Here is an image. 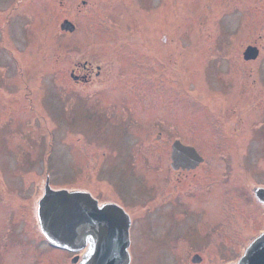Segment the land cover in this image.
Instances as JSON below:
<instances>
[{
  "label": "rangeland",
  "instance_id": "rangeland-1",
  "mask_svg": "<svg viewBox=\"0 0 264 264\" xmlns=\"http://www.w3.org/2000/svg\"><path fill=\"white\" fill-rule=\"evenodd\" d=\"M164 1L146 0V10L154 7L156 13L141 23L142 4L124 0L50 1L44 19L19 15L18 29L30 31L32 42L26 46L18 34L13 47L0 49V264H77L73 258L80 251L56 247L40 228L37 204L48 178L51 186L101 183L112 198L120 193L128 199L137 220L151 221L147 230L139 224L133 231L130 264H218L245 251L253 229H262L264 203L257 193L247 196L241 189L264 181L261 143L249 147L251 129L242 107L243 118L228 130H215L222 123L212 122L216 115L202 108L210 113L215 101L225 107L227 97L251 101L256 94L259 84L247 61L252 58L244 52L254 43L264 48V26L254 20L264 0H183L186 11L178 0L173 13ZM64 18L76 24L75 32L62 31ZM150 46L160 56L155 68L148 63ZM96 50V62L106 67L102 77L77 83L71 76L76 64ZM186 95L196 101L188 109L177 103ZM160 118L167 129L177 125L192 137L188 142L214 163L210 173L205 167L174 172L171 137L165 138L162 121H155ZM224 138L232 141L225 146L227 155H236L238 147L258 161L252 170L217 160L226 153L214 142ZM104 161L120 164L109 170ZM127 162L128 169L119 173ZM133 164L140 183L129 178ZM209 177L217 181L201 204L205 199V214L223 216V224L209 227L207 245L196 239L194 226L188 245L164 239L172 231L157 222L161 201L198 190ZM135 185L166 196L156 200L137 191L134 197ZM195 251L201 261H193Z\"/></svg>",
  "mask_w": 264,
  "mask_h": 264
},
{
  "label": "flooded vegetation",
  "instance_id": "flooded-vegetation-1",
  "mask_svg": "<svg viewBox=\"0 0 264 264\" xmlns=\"http://www.w3.org/2000/svg\"><path fill=\"white\" fill-rule=\"evenodd\" d=\"M50 1H53L54 3H62L64 0H0V49H6L9 47H13L14 46V41H17L18 39V34H20V38L25 39V44H30L33 40V35L30 33V31H25V32H20V30L18 29V17L19 15H27V16H31L33 19L36 20H40V19H44L45 14H47V9H46V4L49 3ZM69 1H74L75 3H85L87 2V0H69ZM96 1V0H95ZM99 1V0H98ZM127 1H131L132 2H138L139 4H142V7H144V2L146 0H124V3H126ZM151 1V0H150ZM160 2L161 0H154ZM182 2H180L181 4H183L184 6V10L186 11L188 9V7L185 5L183 0H180ZM189 2V0H187ZM252 1H258V0H252ZM260 2V1H259ZM128 3V2H127ZM174 3V4H173ZM260 3H264V1H261ZM166 10L171 9L172 13L174 11L177 10L178 8V0H165L164 1ZM175 4L177 5L176 7H172L171 5L175 6ZM160 5V3H159ZM152 8V7H151ZM156 9V8H155ZM262 11H255L256 16L254 17V20L256 21L255 25H261L264 26V5H263V9H261ZM144 11L146 13V15H141L140 16V23H141V19L143 21L145 20H149L147 18L152 17L153 19V15H155L156 11L154 10V7L152 9L148 8L146 10V8L144 7ZM260 15V16H259ZM263 15V16H261ZM154 20V19H153ZM156 24V23H155ZM156 27V25H155ZM139 38H141V36H139ZM139 40V39H138ZM140 42V41H139ZM174 46L176 47V44H174ZM254 47H252L253 49V58L251 60H247L248 62H251V67H252V74L254 75L253 78L255 77V82L259 84V86L256 89V94L253 96L252 100L250 101L249 98H244V97H240V96H231V97H227V103L225 107H222L223 105V101H215L216 105L212 106L209 109L210 113H208L207 108L204 107L202 108V110H204L207 115H216L214 117V119L212 120V122L215 120H219L222 125L217 126V129L215 128V130H219L221 128L223 129H233L235 127V124L237 123V121L241 120L242 117V109L241 107L244 109V112L246 114L245 118H246V122L248 123V129L250 130V135L248 134V142H251V144L249 145H256L255 142H257L258 144L261 143V145H258V147H261L262 152H264V76H260V70H262L264 72V48L260 47V44H253ZM178 47V46H177ZM146 50H148L151 53V56H153V59L148 60V63L152 65V67H156L160 61H159V54L157 52V49L155 46H150L147 47ZM92 53V51H90V54ZM93 53H97L95 55H92ZM90 56H85L83 61H80L79 63L76 64L77 67H75V69L73 70V73L75 74V76H78L77 78H74V80L77 83H84L85 85L87 84H92L94 83V81L96 80V78L98 79L99 77H102L103 72L106 70V67L103 65L102 62H96L97 60V55L100 53H98V50L94 51ZM150 56V57H151ZM158 57V59H157ZM104 62V61H103ZM236 82V81H235ZM155 83V81H154ZM158 84V82L156 83ZM242 84H244V82H242ZM239 99V101L237 100ZM177 103L179 105H184V109H188L187 106L191 105L194 106L193 103H196L195 99L193 97H189V96H185L182 98V100H177ZM240 105V107H233V108H228L227 105ZM182 110L186 111V110ZM162 121V125L160 127H162V131H165V138H170V143L173 145V143L177 140L181 141L182 143L186 144V145H193L192 143L188 142L187 138H190V141H192V137L187 134V132H184V130H180L177 125H172L171 129H167L165 126H167V121L164 119L162 120L160 119H156L155 121ZM158 126V125H157ZM159 127V126H158ZM174 129V130H172ZM161 130V129H159ZM234 131V130H233ZM247 131V130H246ZM245 131V132H246ZM174 134H171V133ZM232 132V131H230ZM187 140V141H186ZM231 140L230 139H222L220 141H216L214 142L219 143L220 145V149L219 152L221 153H226V149L225 146H230L231 144ZM195 146V145H194ZM217 147V146H216ZM242 151L240 148H236L235 154L234 156L231 155H227V153L225 155H221L219 157H217V160H222L226 164L228 163L229 166L231 165H236V167H238L239 169L243 170L244 169V165L247 171H250V169L252 170V165H254L255 163H257L258 161L254 160L253 157L250 156H244L241 154ZM171 157V164L173 163V159L172 156ZM203 157V161L201 163H199L196 167L194 168H188V167H179L177 168L174 172L179 173L178 175H183L184 173H190L191 171H195L198 170L200 168L205 167L208 172L210 167H214V163L210 162V157L208 155H202ZM214 160H216V157L214 158ZM246 160V161H245ZM264 160V158H263ZM262 161V159H261ZM107 164V166H105L106 169H112L113 166L119 165V164H113L111 162H105L104 164ZM129 162H127L124 166H120L118 168L119 173H121V171L123 169L127 170L128 169V164ZM227 165V167H228ZM245 170V169H244ZM131 174L129 176L130 179L134 178L136 176V179L134 180V183H140L137 180V176H138V171H136V168H134V164L131 166L130 168ZM118 173V174H119ZM213 173H215V171H213ZM248 175L245 176V179H247L249 181V179L247 178ZM119 179V178H118ZM117 179V180H118ZM202 180V179H201ZM200 180V181H201ZM204 182H201L200 188L198 190H194L191 189V192H187V193H183V194H176L175 196H173L172 198H168L166 200L161 201L160 206H158V210H157V215H156V219L157 222H160L161 224L163 223H167V229H170L172 231L171 234H169L168 236H164V239H167L169 237H172V240H183L185 242V244L188 245L189 240L192 239L191 237V233L192 231L190 230L191 227H197L198 229V234L196 239L201 240L202 243L206 242L205 244L207 245L208 242L210 241V236H209V227L214 226L215 227H219V225L223 224V216H215L212 214H205V209L206 206V200L204 199V204H201L203 200H201V196L202 197H207L209 198L211 192V184L213 182H216V179H213L212 177L210 178H205V180H203ZM115 182V181H114ZM245 188L241 187V189H246V194L248 195H252V194H256L259 188H264V184H256V186L254 187V189L251 188V186H248V182L247 184L244 183ZM204 187V188H203ZM115 188V187H113ZM150 188H138L137 185L134 186V189L132 191V195L134 197H141V196H148V197H155L156 200L162 199V196L160 195H164L166 196L164 193L161 194L162 191H160L158 194L152 193V190H149ZM105 190V189H104ZM107 191V190H106ZM139 191L140 195L137 196L138 194H136V192ZM189 191V190H187ZM249 191V192H248ZM93 196L95 198L98 199L100 204H104V203H116L120 206H122L127 212L130 213L131 216V227H130V234H131V240L133 237V231L135 232V228L137 225L139 224H143V227L146 228L148 225H150L149 222H151L150 220H146V218H142V219H138V217H134L131 214V211L129 210V205L127 203V200L119 193L117 194L118 196L114 197H110L111 193H102V192H94V191H90ZM206 192V194H205ZM102 197H106L104 199H102ZM207 198V199H208ZM185 201H189V202H185ZM163 202V203H162ZM167 204L170 205V209H164L162 208L163 205ZM176 204H180L181 207L177 210L176 209ZM209 205V203H208ZM156 213V212H155ZM166 220V221H165ZM153 221H154V216H153ZM200 224L198 226H196L197 224ZM147 230V228H146ZM166 232V230H165ZM204 244V245H205ZM186 246V245H185ZM205 247V246H204ZM203 248V247H202ZM205 249V248H204ZM203 249V250H204ZM186 250V248H185ZM70 252V251H69ZM85 252V250H84ZM83 252V253H84ZM192 252V251H189ZM188 252V253H189ZM72 253V252H71ZM82 253V254H83ZM179 253V252H177ZM76 253H73V255ZM196 255H200L199 251H195V253L193 254L192 258ZM202 257V256H201ZM203 258V257H202Z\"/></svg>",
  "mask_w": 264,
  "mask_h": 264
},
{
  "label": "water",
  "instance_id": "water-1",
  "mask_svg": "<svg viewBox=\"0 0 264 264\" xmlns=\"http://www.w3.org/2000/svg\"><path fill=\"white\" fill-rule=\"evenodd\" d=\"M62 27L66 30L75 29L74 24L67 20ZM252 49L251 46L246 49V59L254 56ZM172 159L177 169L180 166L195 167L203 157L195 147L177 140L172 146ZM258 184L263 185L264 181ZM104 189L101 183H61L51 186L49 179L46 184L41 183L37 204L41 230L57 247L72 251L87 248L84 254H82L84 250L80 251V254L73 258V262L77 264H130L131 262L130 216L118 204L101 205L89 192H86L87 190L108 192ZM257 195L264 203V188H259ZM104 198L106 197H102ZM262 231H264V223L262 229H253L251 240H245L246 252L236 251L235 258L218 264H264V232ZM201 260L202 257L199 255L193 258L194 262Z\"/></svg>",
  "mask_w": 264,
  "mask_h": 264
},
{
  "label": "bare ground",
  "instance_id": "bare-ground-1",
  "mask_svg": "<svg viewBox=\"0 0 264 264\" xmlns=\"http://www.w3.org/2000/svg\"><path fill=\"white\" fill-rule=\"evenodd\" d=\"M264 15V14H263ZM263 15H261V16H263ZM260 16V15H259Z\"/></svg>",
  "mask_w": 264,
  "mask_h": 264
}]
</instances>
